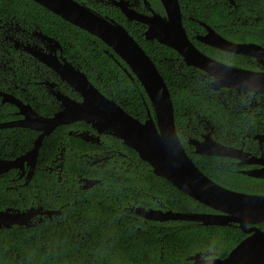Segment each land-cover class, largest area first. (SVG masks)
<instances>
[{
	"label": "trees",
	"instance_id": "trees-1",
	"mask_svg": "<svg viewBox=\"0 0 264 264\" xmlns=\"http://www.w3.org/2000/svg\"><path fill=\"white\" fill-rule=\"evenodd\" d=\"M150 1L155 11L163 13L159 0ZM178 1L187 33L194 25L190 21L191 17L215 24L233 19V32L227 34V38L237 42H254L264 47V0H234L236 7L231 14L225 0ZM89 4L118 23H123V17L115 9ZM0 9L14 15L19 12L25 13L24 17L30 15V21L25 22H35L43 32H49L70 43L67 49L72 59L80 63L83 69L92 67L89 70L91 81L118 103L121 101L125 111L140 119L144 118L146 112L142 99L147 105L148 101L141 85L126 77L122 70L123 62L115 55L106 53L109 49L99 39L67 23L32 0H0ZM124 27L155 63L169 89L175 122L182 121L181 109L193 103L196 96L189 93L188 88L173 84L175 71L168 67L176 63L175 58H179V55L157 42L145 41L142 25L130 24ZM84 62L88 66L83 67ZM12 112L13 108L8 105L6 110H0V115L5 118V114ZM213 118L220 120L216 115ZM16 132L11 129L0 130V158H14L29 149L33 133L29 130L21 134ZM7 141L10 142L12 152L6 148ZM119 147L124 148L121 145ZM128 150L138 165V171L117 177L113 174L97 175L102 184L96 185L92 191L84 192L82 198L78 197L77 203L72 204L70 197L67 200L71 203L69 206L65 205V199L60 202L63 205V218L69 215L68 210L87 218V235H78L79 239L83 237L80 245L74 244L67 223L55 226L53 221L46 218L31 228L14 226L0 229V264H179L187 256L206 249L224 257L245 237L237 227H212L188 222L145 223L128 209L125 210L127 205L159 207V200L165 209L208 211L163 178L155 176L134 151ZM202 164L204 167L199 166L206 175L226 187L230 186L232 182L229 183V178L222 174L227 172L225 168L219 167L212 160ZM12 177L13 172L0 175V210L12 206L13 202L19 208L39 204H43L45 209L54 208L56 203L51 194L50 174L37 170L28 187L6 189V186H15L8 182ZM233 184L229 188L245 192L264 190L254 180L235 181ZM19 194L24 198L19 197ZM66 196L69 194H65L64 198ZM74 224L83 225L82 222ZM260 227L264 230V223Z\"/></svg>",
	"mask_w": 264,
	"mask_h": 264
},
{
	"label": "flooded vegetation",
	"instance_id": "flooded-vegetation-1",
	"mask_svg": "<svg viewBox=\"0 0 264 264\" xmlns=\"http://www.w3.org/2000/svg\"><path fill=\"white\" fill-rule=\"evenodd\" d=\"M74 1L95 12L96 14L117 22L112 17H109L100 10L92 7L89 3H95L105 8L115 9L119 15L123 17V23H119L121 26L124 27V25L140 24L144 27L142 34L145 32L146 26L140 22H137L136 20H128L126 16L120 11V5L131 10L132 12H135L138 15L148 16L151 14V11H153L160 14L161 16H164V11L163 13L155 11L150 0ZM225 1V5L229 9V14H231L232 9L236 7V4L234 0ZM20 15L23 17H19ZM24 15L26 14L21 12H19L18 15H14L13 13H5L0 9V110H6L8 105L13 108V112L10 114H5V118L0 115V125L26 123L25 117L19 112V108L10 102L4 101L2 95L13 97V99L17 100L22 105L29 106L38 116L46 119L54 117L56 113L62 110L61 101L58 98L60 94L65 95L72 100L81 101L80 95L66 80L62 79L54 69L39 60L38 57L40 55L41 57H45L46 60H49L50 57H54L55 62H57L59 65H64L65 63L72 64L76 69L86 75L89 82L105 98L114 101L116 104L122 107L121 101L118 103L111 95H107L102 92L101 89L98 88L93 83V81H91L89 70L92 67H89L84 62L83 67H88L83 69L80 63H77L74 59H72V56L68 54L67 49L70 48V43L63 41L61 38L54 37L49 32H43L35 22H32V24L25 22L26 20L30 21L29 19L31 16L28 15L27 17H24ZM190 21H192L194 25L189 28L188 33L185 29L186 34L194 46L203 55L218 63L228 65L229 67H233L235 69L253 73H264V58L260 56L255 57L226 52L197 40L198 36H206L211 32L213 36H215L209 37L210 41L213 43H219L221 39H224L236 44L248 43L259 45L254 42H237L227 38L226 35H230L233 32V19L217 24L212 22H210V24L204 20L192 17L190 18ZM108 49L109 50H106V53H109L110 56L115 55L118 57L109 47ZM215 51H217V53H215ZM226 56H228V58ZM232 57L234 58L231 59ZM175 62V64L168 67L174 69L175 71L173 84L175 86H181L184 89L188 88V92H192L191 94L196 96L194 97L195 99L193 100V103H189L188 106H185L184 109H181L182 118H180V120L182 121L175 122L173 107V119L176 134L189 158L195 164V161L193 160L194 158L201 167H204L202 163H207L212 160L216 162L219 167L225 168L227 172L222 174L229 178V183L232 182L229 184L230 186L234 185L233 183L235 181L242 182L246 180H254L259 182L261 187L264 188V178H256L245 174V172L248 171H258L261 169L264 170V92L242 91L237 90L234 87L221 86L218 82H215V78L218 77V74L209 75L208 73H205L195 67L186 66L180 56L179 58H175ZM123 64L124 67H122V70L126 74V77H128L131 81H138L134 75H128L130 73V69L125 65L124 62ZM164 83L166 85L165 80ZM147 101L148 105L146 104L145 100L142 99V104L146 112L144 118L142 119L135 117V115L128 113L123 107L122 108L126 113L143 123L149 119V115L153 117V111L148 97ZM214 115L220 117V120H215L213 118ZM3 129L17 131V134H21L22 131L29 130L33 133V138L29 143L30 147L27 151L14 158H0L2 160H14L17 157L25 155L27 152L33 149L35 141L42 133V131L32 130L29 127L20 125L0 128V130ZM80 136H82L83 139ZM96 138L98 139V142L96 143L88 140ZM117 142L125 149L119 147ZM196 144H215L218 146L220 155H209L195 152ZM10 147V142L7 141L6 148L9 152H12L13 149ZM128 149L132 150L131 148L124 145L121 140L111 135L104 133L98 134L90 124H87L84 121L78 120L67 124L58 125L48 135L43 137L37 150L33 175L29 180H27V175L29 173L27 161L23 162V166L21 168H12L7 172L2 173H14V177L9 179L8 182L9 184L15 186H6V189L12 188L17 190L21 187H28L30 182H32L37 170L47 172L52 178L50 185L52 189L51 194L53 200H55L56 207L54 205V208L52 209H45L43 204H39L30 205L27 208H19L15 206L17 203L13 202L12 206L6 207L2 210L10 209L13 211L24 212L30 208H41L44 211H60L59 214H53L50 217L46 215H36L31 219V222L33 223L32 226H35L46 218L50 221H53L55 226L65 222L68 225V230L71 233L70 236L74 244L80 245V241L83 237L79 239L78 235L80 233L87 235V218L84 215L80 216L78 213H72L69 210L67 211L69 215L63 218V205H61L60 202L65 199L66 206H69L71 203H77L78 197L82 198L84 196V192L92 191L95 189L96 185L102 184L101 179L97 175L103 176L105 174H113L115 177H117L120 176V174L126 175L130 174L131 172L138 171V165L134 161L133 157L129 155ZM199 165H196V167H198L205 176L223 188L239 193L264 195V190L260 192H245L238 189L229 188L230 186L226 187L225 185L213 180L208 175H206ZM149 170L152 172L151 168ZM262 173L264 174V172ZM222 174H220V176L223 178ZM86 179L98 181L94 185L90 186L89 182L84 181ZM38 185L40 184H37V186ZM65 194H69V196L64 198ZM147 195L149 196V194ZM18 196L21 197V194ZM69 197L72 200L71 203L67 201ZM157 203L159 204V207L127 205L124 209H128L132 215L137 217L139 216L134 213V209L137 207H144L145 209H160L162 211L172 210L175 212L190 214L221 215L220 212L211 209L199 202L197 203L207 208L208 211H177L174 209H165L163 206L161 207V202L159 200H157ZM141 219L145 223L151 221L144 218ZM78 222H82L83 225L78 226L74 224ZM168 222H188L212 227H237V225L232 223L229 225L217 226L204 225L200 222L193 221H166L158 223ZM261 224L263 223L257 225V227L260 229ZM32 226L26 228H31ZM262 231L264 232V230ZM74 233L77 234L76 237L74 236ZM243 234L245 235L244 238L249 235L246 233ZM195 254H200L201 260H206V257L210 255L218 256L216 252L206 249L204 251H198L187 256L182 263L191 261L189 258ZM226 256H218V258L223 259Z\"/></svg>",
	"mask_w": 264,
	"mask_h": 264
},
{
	"label": "water",
	"instance_id": "water-1",
	"mask_svg": "<svg viewBox=\"0 0 264 264\" xmlns=\"http://www.w3.org/2000/svg\"><path fill=\"white\" fill-rule=\"evenodd\" d=\"M33 1L64 21L95 36L109 47L130 69L128 75H134L143 87L150 101L153 117L149 115V119L141 123L114 101L105 98L89 82L86 75L72 64L59 65L54 57L46 60L40 55L39 60L66 80L80 95L81 101L60 94L58 98L62 110L54 117L46 119L38 116L29 106L22 105L13 97L2 95L4 101L19 108L26 123L5 124L0 125V128L20 125L42 133L35 141L33 149L25 155L14 160L0 159V174L12 168H21L23 162L27 161L29 166L27 180H29L33 175L37 150L43 137L58 125L84 121L98 134L111 135L134 150L138 158L150 166L155 176L163 178L195 201L221 213V215L190 214L137 207L134 209L136 215L156 222L193 221L217 226L235 224L243 233L249 235L225 258H217L215 264H264V232L257 227L258 224L264 223V195L239 193L223 188L196 167L176 134L172 101L163 78L154 62L127 30L119 23L96 14L74 0ZM159 2L164 16L153 11L148 16L138 15L124 6L119 7L128 20H136L146 26L143 34L145 40L156 41L174 50L186 66L195 67L209 75L218 74L215 82L221 86L234 87L242 91L264 92V73L235 69L203 55L186 34L178 0H159ZM209 37L215 36L210 32L206 36H198L197 40L226 52L264 58V48L259 45L236 44L224 39L219 43H213ZM88 140L98 142L97 138ZM195 152L220 155L215 144H196ZM262 172L263 169L248 171L245 174L264 178ZM84 181L92 186L98 180ZM59 213L60 211H44L41 208H30L24 212L1 210L0 229H9L12 226L30 227L33 225L31 219L36 215L50 217ZM189 259L191 261L179 264H206V260L200 259V254H195Z\"/></svg>",
	"mask_w": 264,
	"mask_h": 264
},
{
	"label": "clouds",
	"instance_id": "clouds-1",
	"mask_svg": "<svg viewBox=\"0 0 264 264\" xmlns=\"http://www.w3.org/2000/svg\"><path fill=\"white\" fill-rule=\"evenodd\" d=\"M218 258L216 255H210L206 257V264H215V260Z\"/></svg>",
	"mask_w": 264,
	"mask_h": 264
}]
</instances>
